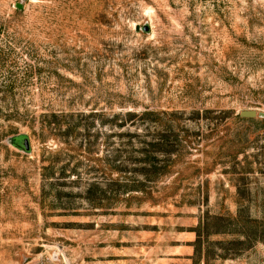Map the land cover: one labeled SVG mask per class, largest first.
Segmentation results:
<instances>
[{
  "label": "rangeland",
  "instance_id": "obj_1",
  "mask_svg": "<svg viewBox=\"0 0 264 264\" xmlns=\"http://www.w3.org/2000/svg\"><path fill=\"white\" fill-rule=\"evenodd\" d=\"M17 1L0 264H264V0Z\"/></svg>",
  "mask_w": 264,
  "mask_h": 264
},
{
  "label": "water",
  "instance_id": "obj_2",
  "mask_svg": "<svg viewBox=\"0 0 264 264\" xmlns=\"http://www.w3.org/2000/svg\"><path fill=\"white\" fill-rule=\"evenodd\" d=\"M21 5H22L21 0H18L15 3L16 7H20ZM134 29L135 30L141 29L143 31H147L148 30V23L143 22L141 25L135 23ZM238 114L240 116H244V117L257 116V117H263L264 118V110H261V109L243 108V109L238 110ZM7 141L9 143L13 144L14 146L22 149V150L28 151V149H29L28 139H27L26 135L24 134V132L14 133L11 136H8Z\"/></svg>",
  "mask_w": 264,
  "mask_h": 264
},
{
  "label": "trees",
  "instance_id": "obj_3",
  "mask_svg": "<svg viewBox=\"0 0 264 264\" xmlns=\"http://www.w3.org/2000/svg\"><path fill=\"white\" fill-rule=\"evenodd\" d=\"M237 115H239L238 113H237ZM240 116V115H239ZM244 117V116H243ZM261 118H263V117H261ZM87 189H89L88 187H87ZM142 189V188H141Z\"/></svg>",
  "mask_w": 264,
  "mask_h": 264
}]
</instances>
